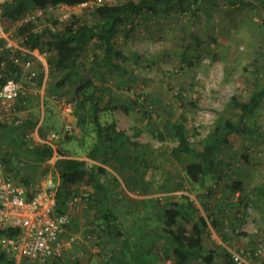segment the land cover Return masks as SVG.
<instances>
[{
	"label": "rangeland",
	"instance_id": "1",
	"mask_svg": "<svg viewBox=\"0 0 264 264\" xmlns=\"http://www.w3.org/2000/svg\"><path fill=\"white\" fill-rule=\"evenodd\" d=\"M104 1L119 3L124 0ZM219 3L218 10L211 12L212 15L203 9L199 12L200 16L193 19L189 14L175 17L161 14L149 21L141 17L135 20L134 27L129 25L131 28L129 27L128 35L123 30L118 33L119 46L126 57L120 61L128 74L124 75L115 67L102 70L106 84L112 89V92L106 94L105 102L123 101L132 107L133 101L138 100L141 102L139 107L148 108V114H141L136 105L131 108L130 113L123 108L105 112L103 120H116L118 129L126 130L132 138L135 137V141L148 147L143 149L150 151L151 148L155 152L154 157L149 159L151 164L146 173L142 169H136V181L129 184L127 179L118 176L117 190H120L119 197L122 199L118 202V212L121 215L119 221L122 229L131 227L135 219L142 217L149 222V218L153 216L149 206L156 198L171 202L182 200L183 194H186L196 208L195 215H203L210 221L206 238L209 242L220 245L216 258L218 264H233L230 258L235 253L243 259L239 264H264V101L252 117L250 131L235 135L226 149L222 171L206 176L203 182L193 183L186 173L185 163L172 153L176 141L171 137L172 129L167 120H177L185 112L187 127L192 134L191 140L196 142L208 132L219 112H232L229 105L233 95L245 99L253 90L255 82H264V7L256 6L252 1L246 7L231 5L223 0ZM91 8L82 5L68 7L63 4L55 10L44 11L40 26L56 18L67 20L73 14H79L93 24L97 17ZM8 25L11 28L13 24ZM94 52L98 51L91 44L88 50L89 65L95 57ZM45 79V92L53 89L51 94L45 93L44 99V104H49L44 107L46 117L49 118V127L45 129L48 132L55 127H62L63 122L59 116V108L51 101V96H67L72 99L73 88L67 86L55 91L57 78L47 76ZM31 94L40 100L39 93ZM38 107L37 114L40 115L41 108ZM23 117L18 115L21 121L24 120ZM153 124L164 131L166 140L162 141L151 134ZM138 128H142L143 132L136 140L134 132ZM195 131L199 134H194ZM95 138L94 133L84 134L81 130L79 135L61 139L59 146L75 155L84 156L88 155ZM13 141L11 132L0 128V145H10ZM107 168L110 174H116L111 167ZM131 171L132 169H128V172ZM149 178L153 182L145 186L143 181H148ZM238 178L245 182L246 199L241 201L239 191L228 200L225 195L226 184ZM113 182L109 175L107 183ZM162 184H165L166 189ZM86 187L92 188L83 184L75 187L74 191L80 193ZM236 201H239V211L244 219L241 223L239 214L236 219L234 215L237 214L234 213L237 211L230 209L229 204L222 214L228 217L225 225L229 230L224 227L228 234L226 237L212 226L211 215L220 212L219 207ZM103 208L105 207L100 204L91 209L87 202L84 210L80 211L83 227H95L100 222L97 217ZM139 209L143 210L142 217L138 215ZM93 212L96 214L94 219ZM232 222L234 225L231 227ZM185 227L189 231L192 224L187 222ZM233 228L236 230L233 231ZM98 230L94 234L100 240L105 231L101 225ZM138 230L139 228L136 229ZM138 234L144 249L157 254L158 246L156 247L153 239V236H158L157 231L150 229L145 234L140 231ZM105 235L102 250L112 251L113 245L117 248L116 233L111 235L105 232ZM260 238L262 250L258 251ZM0 251H4L1 245ZM160 256L155 264H173L172 258L160 260ZM192 264L205 263L193 260Z\"/></svg>",
	"mask_w": 264,
	"mask_h": 264
},
{
	"label": "trees",
	"instance_id": "2",
	"mask_svg": "<svg viewBox=\"0 0 264 264\" xmlns=\"http://www.w3.org/2000/svg\"><path fill=\"white\" fill-rule=\"evenodd\" d=\"M86 1L91 0H7L2 4V18L7 25L8 23L13 24L31 9L49 11L55 10L63 4L76 6ZM219 1L124 0L119 3L103 2L95 4L91 8L92 13L97 17L93 24L85 20L83 16L73 14L67 20L56 18L52 22L43 23L40 26L44 15H36L34 19L24 21L15 27V35L26 36L25 43L30 48L48 52L47 72L45 69L39 72L36 78L37 86L43 85L46 76L57 78L54 84L55 91L71 86L77 123L84 134L94 133L96 136L87 155L96 161L92 165L87 163L86 158L76 157L70 150L59 146L58 153L60 156L54 164V174L59 178L56 213L66 210L68 200L75 187L83 184L92 186L93 192L87 201L91 209L100 204L105 207L98 214L97 220L101 222V224L98 223V226H102L103 223L105 227L102 226V229L105 232L111 235L115 232L118 236V248L111 254L112 261L119 260L121 264L154 263L151 252L144 249L140 244V239L135 234L134 229L137 227L143 231V234L148 229L157 231L158 236L155 243L156 247L158 246V252L155 255L159 257V253H162L160 260L172 258L173 264H192L193 260L205 264H218L216 258L220 245L213 241L209 242L206 238L210 221L203 215H195L196 208L191 198L186 194H183L182 200L171 202L156 198L153 204L149 206L152 210L151 215L153 214L149 218V222L142 217L143 213H138L139 217H142L141 219H135L131 227L123 228L126 230L121 228L118 202H121L122 199L119 197L120 190H117L118 176L127 179L129 184L136 181V169L140 171L142 169L146 173L151 164L149 159L154 157L155 152L151 151V148L150 151L143 149L147 146L133 140L126 130L118 129L116 120H103L105 112L123 108L127 113H130L131 108L136 105L139 107L141 102L134 100L132 107L117 100L106 103L105 96L112 92V89L106 84L102 70L115 67L121 70L124 75L128 74L120 61L126 57L119 46L118 33L123 30L128 35L129 27H134L136 19L142 17L149 21L161 14L168 17L189 14L193 19L198 18L199 12L203 9L212 15L211 12L218 10L220 6ZM223 1L235 6L239 5V7H246L252 1L256 6L264 7V0ZM130 24L131 26H129ZM38 26L40 27L38 28ZM91 44H94L98 52H94L95 57L89 65L88 50ZM4 59L5 53L0 48V67ZM98 79L101 82H98ZM52 90L49 89L45 93L51 94ZM24 96L26 95L19 98V102L23 100ZM263 101L264 82H255L253 90L245 99L233 95L229 105L232 107V112L225 114L219 112L208 132L199 137L196 142L191 140L192 134L187 127L188 118L185 112L177 120H167L172 129L171 137L176 141L172 153L185 163L186 173L193 183L203 182L206 176L222 171L221 165L226 149L233 142L235 135H242L250 131L253 122L252 117L261 108L260 105ZM21 103L23 104V102ZM191 103L193 102L191 101ZM19 107L25 106L18 105ZM139 110L144 116L148 114L147 107L144 109L139 107ZM39 120L40 115L32 112L31 117L24 121L20 120L18 124L0 121V128L8 129L13 135L14 143L7 146V149L10 151V147H16L19 144V151L24 149L28 152L29 150L25 159L24 157L20 158L21 154L13 150L9 152V157H6L7 168L14 170L17 174L22 173L21 166L26 160L44 162L54 154L52 146L48 144L31 146L30 140L25 136L27 132L38 126ZM48 122L49 118L45 116L42 123L39 124V131L42 136H46L45 129L49 127ZM153 126L151 134L162 141L166 140L167 135L164 131L156 127V124ZM142 132V128H138L134 135L137 137ZM194 134L199 133L195 131ZM70 137L72 136L66 138ZM0 147L4 148L2 145ZM107 167H111L116 174H110ZM128 169H132L131 173L128 172ZM109 175L113 178L112 184L107 183ZM151 182H153L152 178L143 181L145 186ZM162 187L166 189L165 184H162ZM239 191L241 192V201L243 198L246 199L244 180L233 179L226 184L225 195L228 200ZM229 204L230 209L237 211L234 213L237 214L234 215L236 219H238L239 214L242 223L244 217L239 211V201L228 202L224 207H219L220 212L211 215L212 226L226 237L228 234L225 228L228 230L229 228L226 227L225 223L228 222V217L222 216V214ZM94 215H96L95 212ZM187 222L192 224L189 231L185 227ZM230 225L232 227L234 223L232 222ZM232 230L235 231L236 228ZM121 253L124 254V258L120 259L118 254ZM230 259L233 264H239L234 257ZM0 260L2 264H14V261L1 251Z\"/></svg>",
	"mask_w": 264,
	"mask_h": 264
},
{
	"label": "built area",
	"instance_id": "3",
	"mask_svg": "<svg viewBox=\"0 0 264 264\" xmlns=\"http://www.w3.org/2000/svg\"><path fill=\"white\" fill-rule=\"evenodd\" d=\"M6 1L0 0V48L5 53L0 67V121L18 124L19 98L30 93L38 94L36 78L39 69L47 72L48 52L30 48L25 43L26 36L15 35L16 26L34 19L36 15L43 16L44 11H27L9 29L2 18V4ZM103 2L105 1L91 0L80 6L93 8L95 4ZM51 101L59 108V116L63 119L62 127L53 128L46 136H42L38 125L25 134L31 146L48 144L54 149L53 156L45 161L47 163L37 177L27 175L28 171L17 174L8 169L6 157H9L10 151L0 147V245L14 264H66L68 248L76 238L71 236L69 241L65 234L78 211L87 206L93 192L90 187L80 193L73 191L66 210L56 213L59 178L54 174V164L60 156L59 141L68 136L79 135L81 129L77 123L75 103L71 98L53 95ZM87 163L92 165L95 161L87 159ZM96 239L92 231L85 232V242L92 243ZM257 249L262 250L261 238ZM233 257L239 263L243 261L239 254L235 253Z\"/></svg>",
	"mask_w": 264,
	"mask_h": 264
},
{
	"label": "crops",
	"instance_id": "4",
	"mask_svg": "<svg viewBox=\"0 0 264 264\" xmlns=\"http://www.w3.org/2000/svg\"><path fill=\"white\" fill-rule=\"evenodd\" d=\"M47 77V76H46ZM45 77V78H46ZM46 82V79L44 80ZM44 86L45 84L43 83V85L41 87H39V94H40V100H38V97H33L32 94H26V96H24L23 100L20 101L19 105H24L25 107H19V117H23L24 120H26L27 118L32 116V112L34 113H38V109L40 106L41 108V114H40V120L38 122V125L42 123L44 117L46 116V112L44 107L45 106H49L48 104H44V99H45V90H44ZM32 96V97H31ZM23 102V104L21 103ZM40 102V103H39ZM39 103V105H38ZM22 120V121H24ZM58 127H60V125H58ZM133 140H135V137H133ZM137 140V137H136ZM5 148H7V146L9 145H2ZM18 146H14V147H10L11 150L13 151H17L18 154H21L19 157H26V154L29 153L25 151L24 149L20 150L18 149ZM18 149V150H17ZM10 150V151H11ZM87 155L84 156H80V155H76V157H80V158H87ZM47 162H34V161H30V160H26V162H24V164L21 166L22 167V172L25 173V171H28L27 175H31L33 177H37L39 175V173L41 172L42 167L46 164ZM52 165L54 164V162H51ZM17 166V165H15ZM52 168V167H51ZM83 211L84 209L81 208L78 213L76 218L74 219L73 224L70 226V228L67 230L65 237L67 239H69V241L71 240V236H75V240L72 241L70 247L68 248V252L66 254V264H121V262L115 261L111 259V254L114 250H117L118 248V242H117V248L116 245H113V250L112 251H108V249L102 250L103 246L102 244H104V238H105V232H103L104 234H101L102 237H100L102 239L99 240L98 235H97V239L95 241H93L92 243H87L84 241V234L86 231H92L94 229V232H99L98 230V225L101 224V222H99V224L97 223L95 227H91V225H85L83 227V217L81 216L82 213L80 211ZM86 210V208H85ZM139 212L142 213L143 210L139 209ZM93 218H95L94 212L92 214ZM102 226H104V224L102 223ZM105 227V226H104ZM137 227L134 229L135 234L137 236V238H140L138 232L140 231L141 233L143 232L141 229H139L138 231H136ZM96 230V231H95ZM104 231V230H103ZM150 229H148L149 232ZM96 234V233H95ZM157 237L153 236V239L155 240ZM106 243V242H105ZM115 248V249H114ZM105 251V252H104ZM3 252V251H1ZM119 258H124V254H118ZM152 258L154 259V264L156 262H158L157 259H159V257L155 256V254H151ZM156 260V261H155Z\"/></svg>",
	"mask_w": 264,
	"mask_h": 264
}]
</instances>
